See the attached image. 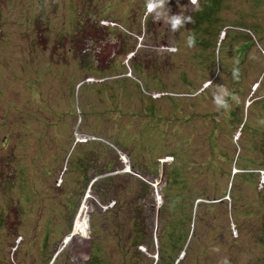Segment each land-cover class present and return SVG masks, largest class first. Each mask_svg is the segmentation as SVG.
<instances>
[{
    "label": "rangeland",
    "instance_id": "rangeland-1",
    "mask_svg": "<svg viewBox=\"0 0 264 264\" xmlns=\"http://www.w3.org/2000/svg\"><path fill=\"white\" fill-rule=\"evenodd\" d=\"M146 5L0 0V264H264V0H167L177 31ZM110 159L151 197L99 202Z\"/></svg>",
    "mask_w": 264,
    "mask_h": 264
},
{
    "label": "trees",
    "instance_id": "trees-1",
    "mask_svg": "<svg viewBox=\"0 0 264 264\" xmlns=\"http://www.w3.org/2000/svg\"><path fill=\"white\" fill-rule=\"evenodd\" d=\"M171 14L172 13L170 12V15ZM200 18L201 17L198 16L197 17V21ZM208 20L215 21V19L211 18V17H209ZM247 22H249V21H247ZM160 23L161 22L159 20L157 25H155L156 28H154L155 26L152 27V28H153V35L158 33V35L161 38L162 34L167 35L168 33L165 31V29L162 28V26L164 28H165V26L164 25L161 26ZM244 26L248 27V25L245 24V25L242 26V28ZM246 29L248 30V28H246ZM163 32H165V33H163ZM248 32L251 33L250 30H248ZM132 48L133 49L135 48V50L137 49L136 47H134V44L132 45V47L130 49H132ZM138 77H139V75H138ZM145 88H146V86H145ZM91 142H93V141H91ZM117 148H119V147H117V145H115V143H113V148L111 149V151L114 153L115 157H117V155H116ZM114 150H116V151H114ZM170 155L172 156V154H170ZM173 159L174 158L172 156L170 161H172ZM100 166H102V167H100ZM100 166L95 167L96 169H94V172H95V174L96 173L97 174L94 176V179L89 184V188H90L89 190L91 191L92 194H94L99 199V202L104 203L105 202V197L108 198L107 193L110 190L111 186H114V185H112V182H113V178H115L114 174H116V173H118V174L120 173L121 174L119 179L126 178L125 181H126L127 184H128L127 178H131V186H132V187H130L131 190L128 187H126V184H124L122 186V189L125 190V193H124L123 197L132 198L131 201H132L133 205L136 202H137L136 204L138 205V203H139L138 200H139V197H141V196H145V197L147 196L148 197V195H149L151 197V195H152L151 192H153L151 184H149L148 181L145 180V177L143 176L142 172L136 168L137 166L134 167L133 164H130V169L128 171L122 169V170H118L117 172L114 171L115 173L112 172V173H103V174H102V172H106L108 170L109 171L110 170H114V168H116L115 162L113 160H111V159L110 160H105L102 163V165H100ZM126 174L129 177H126ZM132 180L135 181V182H133ZM163 195H164V192L161 190V197L164 199ZM105 209H107V207ZM162 209H163V207H162ZM119 213L122 214V212H119ZM141 214H142V212H139L135 208L134 216L133 215L131 216V217H134V219H136V220L138 219V222H135V225H137V228L135 230L134 240L136 242H140L142 240V238H143L142 235L144 233H146V231L148 230V228L146 227L145 222L143 220H140V215ZM128 216H129V214H128ZM163 224L164 223H162L161 226H163ZM158 226H160V217H159V220H158ZM163 228L164 227L161 228V231H162Z\"/></svg>",
    "mask_w": 264,
    "mask_h": 264
},
{
    "label": "clouds",
    "instance_id": "clouds-1",
    "mask_svg": "<svg viewBox=\"0 0 264 264\" xmlns=\"http://www.w3.org/2000/svg\"><path fill=\"white\" fill-rule=\"evenodd\" d=\"M191 3L195 4L196 0H191ZM166 4H167V0H147L146 6L150 12H156L159 18H163L165 22L168 25H170V29L172 31H177L185 24L192 22V18L189 16H184L179 13L170 15L169 9L166 7ZM186 43L189 48L195 46L196 37L194 33H191L187 36ZM232 75L234 79H238L240 75V69L238 67L233 68ZM229 98L234 100L235 96H233V94L225 86L219 85L215 88L213 92V102L217 110L220 109H224L225 111L230 110L231 105L229 104ZM166 161H170V160H166ZM124 170H129V169H124ZM100 206L103 208L105 207L104 205L101 204ZM222 264H229L228 259L224 258Z\"/></svg>",
    "mask_w": 264,
    "mask_h": 264
},
{
    "label": "built area",
    "instance_id": "built-area-1",
    "mask_svg": "<svg viewBox=\"0 0 264 264\" xmlns=\"http://www.w3.org/2000/svg\"><path fill=\"white\" fill-rule=\"evenodd\" d=\"M171 157L172 156H166V157H164V159L162 161L171 160Z\"/></svg>",
    "mask_w": 264,
    "mask_h": 264
},
{
    "label": "water",
    "instance_id": "water-1",
    "mask_svg": "<svg viewBox=\"0 0 264 264\" xmlns=\"http://www.w3.org/2000/svg\"><path fill=\"white\" fill-rule=\"evenodd\" d=\"M125 169V168H124Z\"/></svg>",
    "mask_w": 264,
    "mask_h": 264
}]
</instances>
